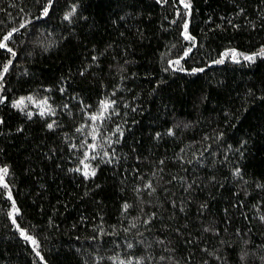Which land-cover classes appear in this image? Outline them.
Returning a JSON list of instances; mask_svg holds the SVG:
<instances>
[{
	"label": "trees",
	"instance_id": "16d2710c",
	"mask_svg": "<svg viewBox=\"0 0 264 264\" xmlns=\"http://www.w3.org/2000/svg\"><path fill=\"white\" fill-rule=\"evenodd\" d=\"M0 43V264H264V0H0Z\"/></svg>",
	"mask_w": 264,
	"mask_h": 264
},
{
	"label": "snow or ice",
	"instance_id": "6c2138e0",
	"mask_svg": "<svg viewBox=\"0 0 264 264\" xmlns=\"http://www.w3.org/2000/svg\"><path fill=\"white\" fill-rule=\"evenodd\" d=\"M186 7H187V5H186ZM44 15H47V10H45ZM0 47H5V45L2 44V43H0ZM9 51H10V49H9ZM261 55H264V52H262ZM245 58L248 59V60L253 59V57H245ZM4 71H7V68H5ZM20 103H23V101H21ZM5 171H6V170H5ZM86 175H87V173H86ZM27 238L31 239L30 237H27ZM33 242H34V241H33ZM34 243H35V242H34Z\"/></svg>",
	"mask_w": 264,
	"mask_h": 264
}]
</instances>
